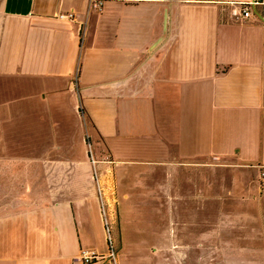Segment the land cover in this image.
<instances>
[{"label": "crops", "instance_id": "crops-1", "mask_svg": "<svg viewBox=\"0 0 264 264\" xmlns=\"http://www.w3.org/2000/svg\"><path fill=\"white\" fill-rule=\"evenodd\" d=\"M248 1L0 0V84L48 103L32 112L43 150L22 161L40 166L41 198L0 219V264L106 254L84 137L117 163H226L264 178V4L235 19ZM57 124L72 138L48 145Z\"/></svg>", "mask_w": 264, "mask_h": 264}, {"label": "rangeland", "instance_id": "rangeland-1", "mask_svg": "<svg viewBox=\"0 0 264 264\" xmlns=\"http://www.w3.org/2000/svg\"><path fill=\"white\" fill-rule=\"evenodd\" d=\"M28 96L0 84L1 220L19 216L41 198L35 191L40 166L22 161L43 150V134L36 130L41 123L32 112L41 114L48 103ZM70 109H65L69 115L62 127L75 126ZM78 116L84 124L81 113ZM33 123L34 130L29 126ZM61 129L59 124L51 127L48 145H56L52 142L61 141V136L72 138L73 130L66 134ZM84 138L97 201L98 186L102 189L116 262L264 264V178L257 169H236L226 163L219 167L117 163ZM59 154L62 151L48 150L52 157ZM83 154L81 149L77 156Z\"/></svg>", "mask_w": 264, "mask_h": 264}, {"label": "built area", "instance_id": "built-area-1", "mask_svg": "<svg viewBox=\"0 0 264 264\" xmlns=\"http://www.w3.org/2000/svg\"><path fill=\"white\" fill-rule=\"evenodd\" d=\"M264 4V0H249L248 2L234 3L235 6L239 8V13L235 16V19H246L251 15V6L256 7L258 5ZM59 19L74 20V16L71 12H65L58 15ZM98 197H99V212L102 220V228L106 237V248L107 252L105 255L98 254L97 251L80 249L78 259L82 264H92L95 262H110L115 264V257L117 255V250L114 244V238L112 236L111 230L108 227L107 216L103 207H105L102 189L98 186Z\"/></svg>", "mask_w": 264, "mask_h": 264}]
</instances>
